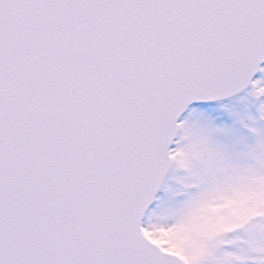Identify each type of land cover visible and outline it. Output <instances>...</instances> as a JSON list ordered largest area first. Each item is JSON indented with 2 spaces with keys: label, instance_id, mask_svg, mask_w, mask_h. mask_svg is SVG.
Instances as JSON below:
<instances>
[{
  "label": "snow or ice",
  "instance_id": "6c2138e0",
  "mask_svg": "<svg viewBox=\"0 0 264 264\" xmlns=\"http://www.w3.org/2000/svg\"><path fill=\"white\" fill-rule=\"evenodd\" d=\"M0 264H264V0H0Z\"/></svg>",
  "mask_w": 264,
  "mask_h": 264
}]
</instances>
